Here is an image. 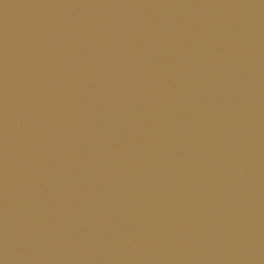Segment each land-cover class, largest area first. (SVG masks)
Returning a JSON list of instances; mask_svg holds the SVG:
<instances>
[{
    "label": "water",
    "instance_id": "95a60500",
    "mask_svg": "<svg viewBox=\"0 0 264 264\" xmlns=\"http://www.w3.org/2000/svg\"><path fill=\"white\" fill-rule=\"evenodd\" d=\"M0 264H264V0H0Z\"/></svg>",
    "mask_w": 264,
    "mask_h": 264
}]
</instances>
